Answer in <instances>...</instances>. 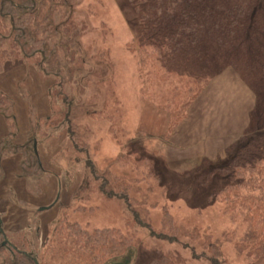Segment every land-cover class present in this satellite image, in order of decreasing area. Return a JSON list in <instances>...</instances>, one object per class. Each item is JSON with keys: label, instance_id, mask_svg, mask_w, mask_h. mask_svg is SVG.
<instances>
[{"label": "rangeland", "instance_id": "rangeland-1", "mask_svg": "<svg viewBox=\"0 0 264 264\" xmlns=\"http://www.w3.org/2000/svg\"><path fill=\"white\" fill-rule=\"evenodd\" d=\"M72 5L55 17L58 26L73 22L72 33L79 32L76 37L75 32H61L58 37L72 40L77 51L72 63L76 74L61 89L58 79L41 73L37 60L25 59L10 44V22L0 17V37H6L0 46L6 51L0 56V88L14 100L17 141L23 142L34 131L45 169L40 176L41 194L36 195L37 177L19 176L22 156L0 161L4 173L0 206L6 211L4 229L9 238L18 242L27 233L30 242L41 246L58 221L65 219L89 232L116 229L120 237L133 241L124 255L106 264H149L161 256L175 264H211V244L220 249L223 264H248L246 223L225 213L216 198L230 180L219 171L211 172L226 163L232 147L238 149L254 104L250 90L226 72L170 133V113L151 101L157 87L146 83L141 73L136 42L139 16L132 6L127 0H74ZM49 33L45 36L55 41L57 37ZM65 95L75 102L74 136L80 145L88 144L87 154L71 141ZM9 129L0 116V140ZM131 152L152 160L153 176L142 183L150 189L148 203L142 206L150 224L162 231L167 211L181 229L177 242L154 238L146 229L131 225L134 218L126 205L108 200L100 182L92 178L87 159L99 172L110 169L133 178L129 166L116 164L121 153ZM141 175L136 173L138 178ZM83 184L87 187L79 191Z\"/></svg>", "mask_w": 264, "mask_h": 264}, {"label": "trees", "instance_id": "trees-1", "mask_svg": "<svg viewBox=\"0 0 264 264\" xmlns=\"http://www.w3.org/2000/svg\"><path fill=\"white\" fill-rule=\"evenodd\" d=\"M73 1L0 0V17L11 25L10 44L25 59L37 60L41 73L58 79L60 89L72 82L76 74L72 63L77 51H73L72 40L64 42L58 37L61 32L74 35L76 26L71 21L58 26L55 17L59 11L71 9ZM127 1L139 16L136 42L141 73L146 83L157 87L151 101L170 113V133L187 119L188 110L209 85L226 72L235 75L252 93L254 104L238 149L233 151L232 147L226 163L215 167L211 174L219 171L230 180L216 198L223 203L225 213L240 216L246 223L244 243L249 248L248 264H264V0ZM49 32L57 37L55 41L45 36ZM5 39L0 37V46ZM5 52L0 51L1 58ZM64 103L71 141L76 149L87 154L88 144L80 145L74 136L77 128L72 121L76 116L73 97L65 95ZM13 108V98L0 88V116L10 128L0 140V161L5 156H22L19 176L28 180L37 177L36 195H40V176L45 169L38 157L34 131L23 142L17 141ZM87 162L92 178L100 182L102 194L126 205L134 218L131 225L146 229L154 238L177 242L181 229L167 211L163 230L157 232L142 208L148 203L150 190L144 189L143 180L153 176L150 158L138 152L118 156L116 164L129 166V172L135 174L130 179L110 169L99 172L95 163L90 159ZM136 173L144 177L138 178ZM3 174L0 169V180ZM86 187L83 184L78 189L83 191ZM5 217L6 211L0 206V264H106L124 255L133 245L132 240L120 237L116 229L89 232L64 219L52 228L41 246L39 243L35 246L28 239L31 234L26 233L18 242L10 239L4 229ZM209 249L210 263L223 264L220 249L213 244ZM149 264L175 263L161 256Z\"/></svg>", "mask_w": 264, "mask_h": 264}, {"label": "crops", "instance_id": "crops-1", "mask_svg": "<svg viewBox=\"0 0 264 264\" xmlns=\"http://www.w3.org/2000/svg\"><path fill=\"white\" fill-rule=\"evenodd\" d=\"M230 73V72H229ZM225 74V73H224ZM232 74V73H231Z\"/></svg>", "mask_w": 264, "mask_h": 264}]
</instances>
